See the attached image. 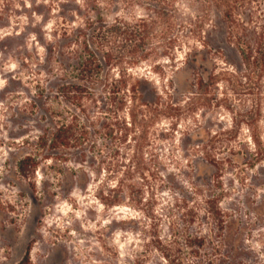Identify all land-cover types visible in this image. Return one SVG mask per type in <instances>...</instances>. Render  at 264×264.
I'll list each match as a JSON object with an SVG mask.
<instances>
[{
	"label": "rangeland",
	"instance_id": "1",
	"mask_svg": "<svg viewBox=\"0 0 264 264\" xmlns=\"http://www.w3.org/2000/svg\"><path fill=\"white\" fill-rule=\"evenodd\" d=\"M109 2L103 5L108 20L152 14L144 3ZM70 4L0 0V264H165L156 240L167 243L173 238L169 227H182L185 209L179 204L188 200L192 207L210 191L222 192V206L236 204L244 219L264 221V111L257 121L250 114L252 101L243 83L227 73L231 54L221 49L220 35L212 37L222 53L184 37L180 25L189 26L198 15L197 5L185 0L174 1L172 37L178 41L172 59L162 53L160 25L149 44L155 52L128 67L180 109L177 118L162 116L150 130L145 160L154 162L158 175L148 174V181L135 176L120 188L121 173L99 162L98 150L110 142L95 133L98 126L90 127L86 146L57 150V160L41 158L51 152L40 151L35 174H18L17 161L36 154L24 141L36 139L54 112L68 108L55 98L54 76L60 70L48 49L61 16L74 8ZM119 68L111 74L117 76ZM200 77L205 81L199 86ZM89 114L90 123L102 116L94 108ZM127 142L130 158L134 139ZM82 150L90 158L81 160ZM245 241L252 253L244 264H264V225L253 228Z\"/></svg>",
	"mask_w": 264,
	"mask_h": 264
},
{
	"label": "trees",
	"instance_id": "2",
	"mask_svg": "<svg viewBox=\"0 0 264 264\" xmlns=\"http://www.w3.org/2000/svg\"><path fill=\"white\" fill-rule=\"evenodd\" d=\"M79 1L70 0L74 8L68 16H61L63 21L57 23L51 34L55 43H50L48 49L50 62H55L53 64L60 70V74L54 76L58 95L55 98L66 103L68 108L54 112L52 122L40 127L36 139L24 141L33 145L36 154L28 152L22 156L16 163V170L30 177L37 171L39 159L57 160V154L63 150L86 146L90 127L98 126L95 133L110 142L98 150L99 162L115 175L121 173L117 185L122 188L124 182L135 176L148 181V174L158 175L153 170L154 162L145 160L150 130L162 116L177 118L180 109L165 102L149 81L131 75L128 67L155 52L149 44L160 25L163 26L162 53L172 59L178 41L172 37L175 36V0H122L150 7L152 14L129 20L104 17L103 5L110 4L111 0ZM185 1L197 5L198 15L194 21L190 20L189 26L187 21L180 25L184 37L195 38L202 48L217 50L212 36L222 37L224 46L221 49L227 48L231 54L226 57L227 64L232 67L227 73L243 83L245 94L252 101L250 114L257 121L264 111V0ZM206 25L210 27L208 30H205ZM187 56L192 55L187 53ZM114 67H121L117 76L110 72ZM217 77L211 76V79ZM204 81L205 78L200 77L198 85H203ZM71 106L82 113L84 121L70 112ZM91 108L102 116L90 123ZM124 112L128 116H122ZM129 136L134 139V145L132 156L127 158L125 145ZM43 150L51 154L40 158L37 154ZM57 150L60 152H55ZM79 156L81 160L90 158L86 150ZM60 157L64 159L65 156L61 154ZM217 183L219 186L220 181ZM203 195L204 200L192 207L188 200L178 205L185 209L180 216L182 227H169L173 237L169 242L163 243L162 237L156 240L163 261L165 264H244L252 253L245 238L252 236L253 228L264 225V221L259 216L256 221L244 219L234 203L223 207L222 192L210 191ZM190 225H194V229Z\"/></svg>",
	"mask_w": 264,
	"mask_h": 264
}]
</instances>
